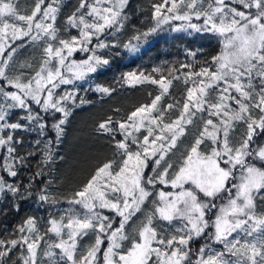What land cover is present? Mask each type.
Segmentation results:
<instances>
[{"label":"snow or ice","instance_id":"6c2138e0","mask_svg":"<svg viewBox=\"0 0 264 264\" xmlns=\"http://www.w3.org/2000/svg\"><path fill=\"white\" fill-rule=\"evenodd\" d=\"M60 3L34 0L30 12L22 14L17 0H0V148L5 150L0 171L7 174L0 175V194L16 211L20 202L34 195L39 202L56 203L50 182L35 193L33 182L56 159L52 146L64 133L70 115L67 102L77 99L76 88L57 90L89 74L109 71L112 56L120 55L111 50L121 45L108 37L114 38L129 20L130 0H78L66 18V31L77 32L69 31L62 38L55 26ZM152 18L155 25L137 31L123 43L124 49L135 53L140 41L147 42L163 25L180 21L172 31L214 34L220 50L202 63L170 68L167 76L155 68L161 73L159 79L144 72L119 77L129 85H158L159 94L125 119L108 117L97 125L98 132L115 141L119 162L103 163L74 194L69 203L80 209L47 221V233L58 242L48 244L43 256L48 264H264V0H161L152 5ZM193 19L201 22L193 23ZM29 41L41 43L40 61L35 67L25 62L10 76L15 54ZM200 51L188 54L196 57ZM79 53L84 58L74 59ZM181 69L185 70L182 76L176 75ZM174 79L190 86L179 115L166 123V114L180 104L161 103ZM94 91L110 95L115 89L96 85ZM85 102L80 99L81 104ZM42 112L55 121L50 125L55 137L46 142L37 139L36 151L21 154L17 145L24 140L17 130L38 129L46 136L48 116ZM57 113L61 118H56ZM197 119L202 127L183 163L173 171L165 157ZM238 127L244 131L234 140ZM201 146L207 151L201 152ZM37 153L38 170L27 184L7 179L18 177ZM157 185L176 191L157 193ZM154 195L158 199L152 200ZM149 200L151 212L130 237L126 229ZM104 210L116 215H106ZM7 211L0 208V214ZM163 222H178L181 227L169 234L163 227L158 230ZM37 223L29 216L13 230L17 238L0 239V264L13 260L14 252L18 253L14 264H38L43 236ZM90 234L94 242L81 249L79 241ZM198 239L204 244L194 247Z\"/></svg>","mask_w":264,"mask_h":264},{"label":"trees","instance_id":"16d2710c","mask_svg":"<svg viewBox=\"0 0 264 264\" xmlns=\"http://www.w3.org/2000/svg\"><path fill=\"white\" fill-rule=\"evenodd\" d=\"M160 2L161 0H130V7L127 10L129 20L125 22V27L117 34L120 45L127 43L137 31L142 32L154 26L152 5ZM77 6L78 0L62 1L57 28L63 30L64 27H67L66 18ZM71 31L77 32L75 29ZM67 37L66 34L65 38ZM151 38L152 36L148 39ZM198 49L202 51L197 52L196 57L188 54L189 51ZM117 50L120 55L112 56L109 71L102 75L89 74L85 80H78L75 86L78 89L77 99L75 103L68 101L67 106L70 108V115L64 125V133L60 141L52 146L56 153V159L54 162L45 165V175L33 182L34 193L43 187L45 182H50L49 192L56 203L39 202L38 196L34 195L20 202L19 211H16L9 207V200L0 194V208H8L6 215L0 214V239L17 238V234L13 230L29 216L35 217L38 222V229L45 232L50 211L55 207L71 205L69 203L71 198L87 183L95 170L103 163L118 158L115 141L108 134L98 132L97 125L108 117L115 120L125 119L135 108L150 103L151 99L160 91L158 85L150 82L136 85L124 83L119 79L122 74L144 72L159 79L161 73L154 72L155 68H160L161 72L167 76L170 68L180 69L182 63H192L193 65L202 63L220 50V42L215 36L209 34L180 32L169 37L154 38L152 43L148 46H142L135 53L129 52L123 47L111 51L114 53ZM108 51L104 50V52ZM84 55L83 53L74 54L73 58L79 60L84 58ZM184 71L181 69L176 75L182 76ZM96 85L111 87L115 91L110 95H102L94 91ZM187 86L183 79H174L169 88V94L163 98V105L180 101L177 108L173 109L176 111L174 114H177L179 108L182 107ZM81 98L86 102L81 104ZM20 111L17 109L16 113L20 114ZM41 115L48 116L49 129L46 130V136H41L38 129L36 131L17 130V134L22 136L24 140L23 145H17L21 154L29 150L36 151L34 142L37 139L46 142L47 138L55 137V132L50 128V125L55 121L48 113L42 112ZM54 115L58 119L61 118L62 114ZM15 118L16 116L13 117V119ZM120 138V135L117 134L116 139ZM39 147L42 151L44 144L41 143ZM3 154H5V150L0 148V155ZM39 160L40 156L37 153L30 160L29 166L20 170L18 177H7V179L10 182L19 180L27 184L30 175L38 170L37 162ZM0 175L7 176L2 171H0ZM202 244L204 241L198 239L194 247H199ZM17 254L14 252L13 260H8L7 264H14Z\"/></svg>","mask_w":264,"mask_h":264},{"label":"rangeland","instance_id":"374dc122","mask_svg":"<svg viewBox=\"0 0 264 264\" xmlns=\"http://www.w3.org/2000/svg\"><path fill=\"white\" fill-rule=\"evenodd\" d=\"M62 1L63 0H61L60 7L62 4ZM47 2H51V0H47ZM17 5H18V10L20 13H22V14L29 13L30 10L32 9V7L34 6V0H17ZM59 13H60V11H59ZM59 13L57 15V19L59 17ZM57 19L55 22L56 28L58 26L57 25ZM192 22L193 23H200L201 21H197V20L193 19ZM179 23H181V22L180 21H174V22H171L170 24L163 25L162 30H158L156 33H154L152 35V38L148 39L147 42H144L143 40L139 42V44H140L139 50L142 48V46H148L150 43H152L154 38L161 37V36L169 37L172 34L180 33V32H175V31L171 30L173 26H175ZM154 25H155V22H154ZM57 29L59 30V35L62 38H65L66 34L68 35L69 31L71 32L72 35L76 34L75 31H71L72 29L66 31L67 27H64V29H63L64 31L61 30L60 28H57ZM64 32H68V33H64ZM119 32H117L115 34L114 38L108 37L109 41L114 39L117 43H119V39L117 37V34ZM181 32H185V31H181ZM187 33H195V32H192L191 30H189V32H187ZM200 34H209L210 36H215L214 34H210V33H200ZM216 39H217V37H216ZM133 43H137V42L133 41ZM122 45L120 48H122ZM41 48H42V45L40 42H37L36 44H32L31 41H29L28 44H26L24 47H22L21 49H18L17 53L14 56V59H13L11 65H10L9 75L10 76L15 75L17 73V70L25 62L31 63L35 67L41 59ZM100 52L103 53L104 50H100ZM77 83H78V81H75L74 85L61 86V88L58 89L57 92L63 93V91H65V90H73L75 88V86L77 85ZM161 103L163 105V100ZM67 105H68V102H67ZM174 113H176V111L171 110L169 113L166 114V117H165L166 123L171 121V120H174L179 115V112L177 114H174ZM205 118H207V117L205 116ZM201 127H202V125H201V122L199 119H197L193 125L188 126L186 133L182 137H180L179 140L177 141L176 147L165 157V160L168 163H171L173 165V171L178 170V167L183 163L184 157L186 156L188 149L194 143V139H195L196 135L198 134V131L200 130ZM141 131L143 132L144 130H141ZM243 131H244L243 127H238L237 130L235 132H233V134H232L233 139L239 140ZM138 135H140V134H138ZM200 151L206 152L207 149L204 146H201ZM115 161L119 162V157L116 158ZM164 166L166 167L167 164H164ZM160 190H163L166 192L176 191V189H172L168 185H157L155 191L158 193ZM156 199H158V196L154 195L152 197V200H156ZM152 200H149L145 203L142 211L136 214L133 221L131 222V226L126 229V232L130 237L135 236L136 229H138L141 226V224L145 221L146 216L151 212V210L153 208ZM72 209H80V206L71 204V205L55 207L54 209H52V211H50V218L49 219H51L53 217L59 219L60 216L67 215L69 210H72ZM258 211H259V206H258ZM104 214H106V215L110 214L113 216L116 215L114 212L109 213L108 210H104ZM47 227H48V225H47ZM47 227L45 229L46 230L45 232L39 230V234L41 236H43V239L40 242V249L38 252V264H48L47 258L43 256V252L47 248L48 244H50L54 241L58 242V238L54 234L47 233ZM160 227H163V229L165 230L166 233L175 234L176 230L181 227V224L178 222H173L172 225H169L167 222H163L162 224L158 223V230ZM64 238L66 239L67 237L65 236ZM93 242H94V236L90 234L87 238H83L79 241V247L81 249H85L88 246H90V244ZM128 246H129L128 243L125 242V247H128ZM213 247L219 248L220 246L219 245H213Z\"/></svg>","mask_w":264,"mask_h":264}]
</instances>
